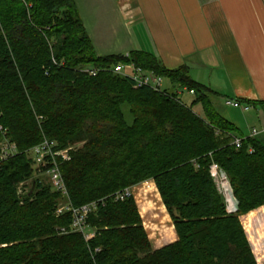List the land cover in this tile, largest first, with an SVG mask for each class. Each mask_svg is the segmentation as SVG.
<instances>
[{
	"label": "trees",
	"instance_id": "obj_1",
	"mask_svg": "<svg viewBox=\"0 0 264 264\" xmlns=\"http://www.w3.org/2000/svg\"><path fill=\"white\" fill-rule=\"evenodd\" d=\"M119 63L192 90L193 100L136 88L111 71ZM213 96L185 69L167 71L146 53L98 58L73 0H0V146L6 140L16 149L0 161V264H257L240 218L264 206V146L256 139L231 146L241 136ZM44 140L57 150L73 146L59 167L66 196L39 178L47 168L35 167L30 150ZM212 164L229 183L233 214ZM145 180L177 237L156 251L133 197L113 198ZM101 200L87 220L88 241L71 232L69 212L56 214L61 205Z\"/></svg>",
	"mask_w": 264,
	"mask_h": 264
},
{
	"label": "crops",
	"instance_id": "obj_2",
	"mask_svg": "<svg viewBox=\"0 0 264 264\" xmlns=\"http://www.w3.org/2000/svg\"><path fill=\"white\" fill-rule=\"evenodd\" d=\"M73 2L98 58L141 52L167 71L185 69L213 92L216 111L238 135L264 129V0ZM226 100L250 109L227 107ZM256 141L264 146V135ZM263 209L242 217L251 245L254 227L264 220L254 214Z\"/></svg>",
	"mask_w": 264,
	"mask_h": 264
},
{
	"label": "built area",
	"instance_id": "obj_3",
	"mask_svg": "<svg viewBox=\"0 0 264 264\" xmlns=\"http://www.w3.org/2000/svg\"><path fill=\"white\" fill-rule=\"evenodd\" d=\"M82 71L88 73L90 76H95L97 74L96 70L84 69ZM111 71L115 75L132 82L136 88H149L154 92L166 96L170 93H175L179 97H182L183 93L190 97L194 96V92L192 90H186L185 88L179 87L176 88L172 84H170V89H164V77L157 75L153 71L137 68L132 63H119L111 67ZM224 105L227 107L242 109L243 111H248L250 109L249 106L242 105L237 101L226 100ZM1 130L2 129L0 127V131ZM260 135H264V129H252L248 136L232 138L231 146L236 149H240L245 141L256 139ZM15 151V146L5 140L0 146V161H6L15 153ZM251 152L252 149L249 148V153ZM30 154L35 167L42 169L47 168L45 176L48 178L52 189L55 192L60 193L62 196H66L67 192L59 166L63 161H67L69 159V149L57 150L56 142L44 140L42 143L34 146L30 150ZM209 174L216 185L219 195L224 201L226 212L228 214L235 213L237 211V206L232 196L226 176L214 164L210 166ZM151 184H153V182H151ZM136 190H138V186L124 189L113 196L114 201H124L127 198L133 197L136 202ZM99 204L103 205V201L101 200L99 202L86 204L79 208H72L69 205H61L58 207L56 214L62 215L63 213L69 212L71 214V232L82 234L84 240L88 241L93 238L94 230L87 225V220L89 215L96 210Z\"/></svg>",
	"mask_w": 264,
	"mask_h": 264
},
{
	"label": "rangeland",
	"instance_id": "obj_4",
	"mask_svg": "<svg viewBox=\"0 0 264 264\" xmlns=\"http://www.w3.org/2000/svg\"><path fill=\"white\" fill-rule=\"evenodd\" d=\"M163 87L164 89L171 88L170 82L167 79L163 80ZM175 87L177 88L178 86ZM181 99L186 103L190 100H193V97H190L187 94L183 93ZM213 107L217 110V104H215L214 102ZM195 111L199 114H202L200 107H196ZM72 147L73 146H70L68 147V149H71ZM39 178L44 179L45 184H49V180L46 178V176H39ZM151 182L152 180H145L135 185V187L138 186V190H136L135 192V194H137L142 185L146 184L144 185V191L149 193V200L151 202L145 204V199L143 197H140L137 198V201L135 203L139 212V216L141 218L142 227L145 230L151 250L156 251L165 246L175 244L177 241V237L174 233L171 219L169 218L168 213L163 206L156 188H154V185L151 184ZM29 188V181L20 183L17 186L16 195L19 198L24 197L28 193ZM254 215L257 217H259L260 215L264 216V209L261 211H257ZM240 222L242 226L245 227V218L241 217ZM252 234L253 236L250 233V239L253 238L251 240L254 245H252L253 247H251V250L255 257V261L257 263L258 260L259 264H264V240L261 238L264 236V220H261L258 222V224H256ZM257 235L260 237L257 238Z\"/></svg>",
	"mask_w": 264,
	"mask_h": 264
},
{
	"label": "bare ground",
	"instance_id": "obj_5",
	"mask_svg": "<svg viewBox=\"0 0 264 264\" xmlns=\"http://www.w3.org/2000/svg\"><path fill=\"white\" fill-rule=\"evenodd\" d=\"M144 185H146V184H144ZM144 185H142V187L140 188V190L138 191V193L135 194V198H136V201H137V198L143 197L145 199V204H148L151 201L149 200V193H147V192L144 191Z\"/></svg>",
	"mask_w": 264,
	"mask_h": 264
}]
</instances>
